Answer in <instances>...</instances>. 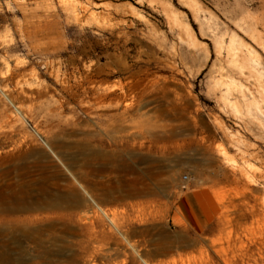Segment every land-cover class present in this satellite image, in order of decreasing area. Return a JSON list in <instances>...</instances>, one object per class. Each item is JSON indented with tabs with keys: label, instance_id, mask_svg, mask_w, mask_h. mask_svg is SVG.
<instances>
[{
	"label": "rangeland",
	"instance_id": "374dc122",
	"mask_svg": "<svg viewBox=\"0 0 264 264\" xmlns=\"http://www.w3.org/2000/svg\"><path fill=\"white\" fill-rule=\"evenodd\" d=\"M262 179L264 0H0V264H264Z\"/></svg>",
	"mask_w": 264,
	"mask_h": 264
},
{
	"label": "crops",
	"instance_id": "0c3cea01",
	"mask_svg": "<svg viewBox=\"0 0 264 264\" xmlns=\"http://www.w3.org/2000/svg\"><path fill=\"white\" fill-rule=\"evenodd\" d=\"M180 216L195 230L208 228L218 213V203L207 188H194L184 192L178 202Z\"/></svg>",
	"mask_w": 264,
	"mask_h": 264
},
{
	"label": "bare ground",
	"instance_id": "6f19581e",
	"mask_svg": "<svg viewBox=\"0 0 264 264\" xmlns=\"http://www.w3.org/2000/svg\"><path fill=\"white\" fill-rule=\"evenodd\" d=\"M261 171V169H259ZM243 171V170H242ZM255 171V170H254ZM245 178L250 182H259L254 174H250L249 172H243ZM262 188L258 189L251 186L250 182L246 183V188L253 193H255L254 203L251 204L249 212L250 216L253 218V229L254 234L256 233L255 240L259 242H264V179H262ZM104 214L108 216V213L105 211ZM243 248V245H240Z\"/></svg>",
	"mask_w": 264,
	"mask_h": 264
}]
</instances>
